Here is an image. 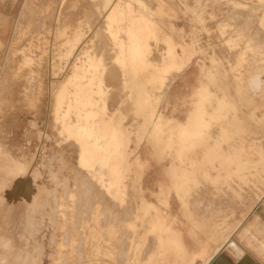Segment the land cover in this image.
I'll return each mask as SVG.
<instances>
[{
  "label": "rangeland",
  "instance_id": "obj_1",
  "mask_svg": "<svg viewBox=\"0 0 264 264\" xmlns=\"http://www.w3.org/2000/svg\"><path fill=\"white\" fill-rule=\"evenodd\" d=\"M60 1L65 4L62 5ZM103 1L104 0H0V126H3L4 133L6 132L5 134L9 138L10 145L15 148L14 150L26 154L30 159L32 158L31 164L33 166L30 167V170L35 175V183L44 186L47 190L52 192L56 189L55 193H52L58 204L57 210H55L58 215L56 218L64 223L65 226L63 231L58 233L56 238H52L50 224L47 222L44 223L42 231L44 235H46V238H44L41 243V254L36 255V259L32 264H175L172 252L164 256L158 253L159 239L157 233L150 231L148 223L146 222L147 219H151L152 216L154 217L155 211L151 209L148 212V216L144 217V211L141 209L140 197H144L148 203L157 207L159 213H168L169 218L174 220L173 226L184 230L183 238L189 248H194L196 245V241L187 234V230L191 227V221L196 224L194 232L198 238L205 239L207 236H216V238H220V233H222V231L226 230L227 232L231 226L241 221L245 215L249 218L253 213L257 212L252 219L250 229H243L242 233L246 241L248 239L250 240V246L258 251L261 249V252L264 254V186H262L261 191H257L241 184L242 190L240 189L239 191L241 195L240 200L235 198L229 190L226 192L222 191L226 188L224 179L222 178L225 177L226 171H229L232 177L229 181H233V185L238 183V178L233 174L235 170L234 164L220 166L219 174L221 177H216L215 171L212 172V179L199 177L198 186L186 197L187 207L181 205L182 203L176 198L173 191L164 194L159 193L161 190H165L166 186L172 184L173 175L168 172V169L172 163L176 164L177 161L172 153H164L157 156L149 145L148 135L144 132L145 127L139 109L132 100L130 85L127 81V84L124 82L127 78L123 77L122 73L121 79L116 81L117 78L120 77V72H123V69H121L119 63L115 60V57L119 55V49L110 36V33L117 32L113 31L115 30L114 27H119L127 21V23H131V19L135 20L144 12H147L145 14L152 17V19L159 24V38L149 40L151 49L150 56L153 58L155 57L154 59L156 60L149 56L150 61L153 59L152 63H149L148 67L144 70L138 69L140 75L153 72L160 64L168 48V45L163 41L165 36L170 37L175 43H180L184 46L192 45L193 53L184 69L180 72L170 73L165 80L164 87L155 93V95L159 97L158 110L165 117H172L182 122L189 108L192 92L199 86L200 82L206 81L205 75L211 70L209 59L214 57L220 62L219 74L224 70L227 72L229 65H236L235 57L237 53L244 48V45L241 44L234 49H229L224 45L223 38L235 35L240 31L245 33L247 28V34H243L242 32L239 34H243L244 42L250 40L253 45L251 44V50L247 52L245 61L240 64L241 83L245 91V97L251 98V100L257 104L264 102V91L257 96H252L247 89L246 83L248 78L255 74H259L264 78V26H259V22L257 21L264 11V5H260L257 0H165L175 10V17L168 19L167 16L162 14L165 10H158L160 7L158 6L157 0H119L120 2H124L128 8L123 11L117 8L116 13L114 12L112 14L113 16L110 15V12L102 8ZM114 1L117 3L118 0ZM239 1L247 7L240 10L235 9L232 4ZM145 3H147L148 9ZM139 6L142 11L137 9ZM59 7H61L60 10ZM70 10L72 11L70 12ZM116 15L118 17H116ZM199 18L201 21L198 20ZM245 21L249 22H246L248 24H246L247 26L245 25ZM224 22H229V24L232 23V25L230 24L232 28H228L227 31H230L225 33V36L222 37L218 25ZM250 23L251 25H249ZM135 24H137L136 20ZM215 24L218 25L216 26ZM237 25L239 26L238 30H236ZM75 29L78 30L79 34L74 32L76 31ZM118 32V39H122L123 41L127 39L124 31L120 29ZM232 32L234 34H232ZM74 33L80 37L78 45L71 44ZM247 35L250 36L248 37ZM216 38L219 41L221 40L220 43H218L219 41ZM107 40L110 41L109 45ZM215 40L218 42L215 43ZM101 43H103L102 47L100 46ZM109 46H111V48ZM116 48L118 49V54L112 52V50L116 51ZM219 48H221L222 51L219 50ZM66 50H72V53H76L77 55L78 52L82 50H90V52L93 50L97 55L98 50L99 55L105 58L107 62H109L110 59L112 61L109 62L110 64L108 63L109 65H103V72H105L107 67L110 68L109 70L108 68L106 69L109 73L106 71L105 74L106 76L109 75L111 78L106 80L109 76L105 77V74L102 72L105 77L103 78L102 76V79L107 81L105 82V86L108 84V87H106L107 91L103 97V102L100 103V107L103 106L104 110L97 114L95 121L99 125L105 122L108 124L109 130H111V127L113 130H116V132L119 133L122 145L126 147L127 150L131 149L134 151V155H130V160L133 161L135 157L138 158V164H132L131 170L128 171V173H124V182H122L120 190L122 193L119 197L112 196L114 191L107 192L103 186L105 185L104 181L94 175L99 172L98 170L110 174L108 169L96 167V169H94L95 171L92 170L93 172L89 173L86 168H83L79 164L78 152L75 146L72 145L69 148L70 141L74 144V140L66 139L64 134L59 133L56 128L52 126V112L49 111L52 97L49 95L50 90L48 86L49 83L55 84L59 82L67 73L66 69L58 73V69L61 65H63V67L67 65L65 63H60L58 65L60 53ZM76 50L77 52H75ZM100 50L104 51L100 53ZM175 50L181 54L179 45L175 46ZM103 52L107 53L103 54ZM93 53L94 52H92V54ZM228 53L230 54L228 55ZM199 56L201 58H199ZM103 58L102 62L105 60H103ZM227 58H230L229 61H227ZM107 62L105 63L104 61L105 64H107ZM200 66H203V71L201 72L199 71ZM114 71L115 73H112ZM125 73L128 74L130 72L126 70ZM124 78L125 80H123ZM220 79L223 81L221 85L223 87L225 85L224 88H227V90L225 89L227 91L225 93L234 95L232 86L234 85L233 76L229 74V80L228 77H221ZM224 80L226 81L224 82ZM114 82L120 87L118 91L122 88L121 94L122 91L126 94V96L124 95L127 98L126 100L125 97H121L122 95L120 96V91L116 92L117 87L114 88ZM113 88L114 90H111ZM210 88L214 89L213 86ZM109 89L113 92L111 93L108 91ZM115 94H118L120 97ZM163 94L165 96H163ZM111 98L115 99L117 103L115 104L114 101L111 102ZM118 98H120V101H118ZM122 100L124 101L122 102ZM127 102L129 106L126 104ZM109 103L115 104L114 107ZM108 106L109 108L113 107L111 111L108 109ZM121 108H124V112ZM257 114H260V112L258 111ZM35 115H38V117ZM129 115L131 119L128 117ZM125 119L126 121L130 119L129 123L131 122V124L127 125L128 122L125 123ZM132 119H134V121ZM252 124L251 122V126H249L250 130L259 133L264 131L263 128ZM211 132L212 134L218 132L217 127H213ZM137 134L142 139L138 138ZM224 148L226 149V145ZM197 151L202 152L199 147ZM60 153L63 154L59 159L58 154ZM216 165H218V162H216ZM75 174H81V178L85 176L84 180L82 179L81 183H79L81 179H79V177L81 175ZM73 177H75L74 179L76 180H74L75 185L73 183ZM107 178L111 177L107 176ZM77 180L82 188L80 186L77 188ZM87 180L90 181V184ZM92 182H95V184H91ZM64 188L66 189L63 190ZM88 189H90L89 195ZM83 191H85V193ZM126 191L128 196H126ZM63 194L65 195L64 199L62 196ZM102 194L104 195L102 196ZM200 195L202 196L200 197ZM158 196H166L167 207L159 201ZM260 196L262 198L259 199ZM52 197L53 196H50V200L54 199V197ZM75 197L78 198V200ZM102 197L103 200L99 201ZM232 197H234L235 200ZM80 198H83V201L81 200L79 202ZM243 198L244 202H242ZM85 199L87 200L84 203ZM90 201L92 203L89 204ZM125 201H128L127 206H125ZM193 201L195 202L193 203ZM87 202L89 205L88 207L91 206V210L85 207L87 206ZM131 203L133 211L130 209L131 207L129 208L128 206L129 204L131 206ZM112 205L114 208L111 207ZM121 205L125 208L124 211L126 210L128 215L127 218L129 217L126 223L122 221L124 220L122 217L126 220V213L125 217L121 216L123 214ZM76 206L80 207L77 209ZM68 209L69 211L66 212ZM127 209H129V211H127ZM64 211L66 212V217L64 216ZM110 212L111 215L113 214L112 216L109 215ZM86 214H89L90 217L88 223L83 222L82 219ZM104 215H106V219ZM118 216L121 217V220ZM233 216L237 219H234ZM111 217L113 218L111 219ZM189 218L191 220H189ZM108 220H110V222ZM226 221L230 222L226 224ZM102 223L105 224H103L104 227L102 225L104 229L100 226ZM78 224L77 239L81 237V240H77V242H80H78L77 245L80 246V248L82 246L81 249L76 243L75 246L71 248L67 242L69 238L67 236H70V232L74 230L73 226ZM68 227L69 233L66 235L65 232H67ZM121 232L128 233L127 235H123ZM233 232L234 231H231L226 235L227 241H230L231 236H229V234ZM39 233L37 234L38 236H40ZM118 234L119 236L121 234V236L116 239ZM128 234H130V237H128ZM123 236L125 240L121 243V240L124 238ZM148 237H150L149 244L147 243L149 240ZM119 242L120 245H124L126 242V245L121 247ZM146 245L147 247H145ZM211 246L215 248L214 243H212ZM123 247L128 249L125 250ZM232 247L237 257L249 255L253 259H261L254 255L252 251H250V254L247 253V247L244 245L242 246V244L237 241H234ZM146 248L147 251L150 249L148 253L145 250ZM118 250H120V252ZM75 251L77 253L78 251L82 253H78V255L81 256L80 260ZM145 251V255H140ZM124 253L125 259H123ZM116 255L120 258L117 257L119 260L116 259ZM221 255L227 258L224 252H222ZM140 256L145 257L140 259ZM230 261L234 264V261ZM246 262L247 264H255L251 259H247ZM195 264L203 263L200 260H196Z\"/></svg>",
  "mask_w": 264,
  "mask_h": 264
},
{
  "label": "bare ground",
  "instance_id": "obj_2",
  "mask_svg": "<svg viewBox=\"0 0 264 264\" xmlns=\"http://www.w3.org/2000/svg\"><path fill=\"white\" fill-rule=\"evenodd\" d=\"M257 2L260 5H264V0H257ZM60 3L62 5L65 4L62 3V1H60ZM157 3L158 6L160 7L158 8V10L159 11L161 9L165 10L164 12H162V14L167 16L168 19L169 18L171 19V17L172 18L175 17V10L165 0H157ZM145 4L148 9L147 3ZM232 5L235 9L238 10L247 7L245 6V4L240 3V1L234 2ZM60 8L61 7H59V10ZM102 8L110 12V15L113 16L112 14L114 12L116 13L117 8L118 10L120 9L123 11L126 8H128V6L125 5L124 2H120L119 0L117 1V3H115L114 0H104L102 4ZM137 9L142 11L140 6L137 7ZM71 11L72 10H70V12ZM145 13L147 12H144L141 16L139 15L135 19L137 24H135L134 19H131V23H127L128 22L127 21L125 22L127 24L124 23L125 25L121 24L120 26L118 25L119 27H114L115 30L113 31H117V32L116 33L112 32L110 33L111 35L110 34L109 35L113 39L114 44H116L119 49V55L115 57V60H117L121 69H123V72L119 71L120 77H118L116 81H119L121 79L122 73H123V77L127 78V80H125V78L123 80H125L124 81L125 84H127L128 82L130 85L132 100L133 103L139 109V113L140 116L142 117L143 120L142 122L145 127L144 132L146 133V135H148L147 137H148L149 145L151 146L152 150L157 154V156H160L164 153L166 154L172 153L177 161L176 164L172 163L168 169V172H170L173 175L172 184L170 186H166L165 190H161V192L159 193L164 194L173 191L175 193L176 198L182 203L181 205L183 207H187L186 197L191 192H193V189L195 187L198 186V182H199L198 178L202 177L205 179H212L213 171L216 172V177H221V175L219 174V167L220 166L222 167L223 165L228 166L230 164L235 165V170L233 174H235V176L238 178V183L236 184L237 188L236 185L232 184L233 181L232 182L229 181V179H231L232 177L230 172L226 171L225 177H222L224 179V184L226 188H224L222 191L226 192L227 190H229L232 193V195L239 200L241 199V195L239 191L240 189L242 190L241 188L242 185H246L251 189L261 191L262 186H264V131L262 133H259L257 131L250 130L249 126H251V122H252L253 123L252 125L255 126L257 125L264 129V102L257 104L253 102L251 98L249 99L248 97H245V91L241 83V71L239 70L240 64H242V62H244L246 59L247 52L251 50V44H252L251 41L248 40L244 42L243 40V34L246 33L248 28L247 30L245 28L246 30V31L244 30L245 33L240 31L243 34L242 33L239 34L240 33L239 32L236 33L235 35H231L225 38L224 37L225 33H228V31H230V30L227 31V29L232 28L231 26L232 23H230L231 25L229 24V22L228 23L224 22L223 24L220 25H218L219 23L217 24L219 26L220 35L224 37L223 38L224 45H226L229 49H234L235 47L243 44L244 48L241 49V51H239L238 53L236 51L237 53L235 57L236 65L234 66L229 65V69L227 70V72L226 70H224L219 74L220 62L214 57H211L209 59L211 63L210 66L211 70L207 75H205L206 81L200 82L199 86L192 92L189 101V108L187 109L185 119L182 122H179L178 120H175L172 117H165L158 110L159 97H157L155 93L159 91L162 87H164L163 85L165 83V80L170 73L180 72L184 69L188 61H190V57L193 53V47L192 45L184 46L180 43L179 44L175 43L171 40L170 37L165 36L163 41L168 45V48L166 50V53L162 57L160 64L156 67V69L153 72L145 75L143 74L140 75L138 73V69L144 70L145 68L148 67L149 63H152V60L155 58L150 56L151 49H150L149 40L158 39L159 30H160L159 24L155 22L154 19H152V17L146 15ZM116 17L118 16L116 15ZM198 20L201 21L200 18ZM247 21H245V25L249 23ZM257 21L259 22V26L261 25L264 26V11L262 12L261 16L259 17V20ZM249 25H251V23ZM238 27L239 26L237 25L236 30H238ZM120 29L121 31L125 32V36L127 37V39L124 41L122 39H118L117 34L119 33L118 31ZM75 30L76 31L74 32L79 34L78 30L77 29ZM233 32L232 34H234ZM76 33H74L72 36V41H71L72 45L79 44L80 37ZM220 41L218 43H220ZM109 42L110 41H108V45L110 44ZM217 42L215 40V43ZM102 44L103 43H101L100 45L101 47ZM176 45L180 46L181 54L176 52L175 50ZM109 47L111 48V46ZM118 49L116 48V51L112 50V52L118 54L117 53ZM85 50L78 52V55L76 53H72V50L62 51L58 57L59 60L58 65L60 63L67 64L64 67L63 65H61V67L58 69V73L61 70L63 72V69H66L67 73L61 78V80H59V82H56L55 84L49 83L48 86L50 90V91L48 90L49 95H51L52 97L51 107L49 106V111L52 112V119H53L52 126L56 128V130L59 133L64 134L66 139L74 140V144H72L71 141H70V145L68 144L69 148L72 145L75 146L78 152L79 164L83 168H86V170L89 173H92L93 172L92 170L96 169V167L102 169L103 168L108 169L110 174L100 172V170H98L99 172L94 175L104 181L105 185L103 186L107 192L114 191V194H112V196L119 197L120 194L122 193L120 192V190H121L122 182H124L123 180L125 177L124 173L126 172L128 173V171L131 170L132 164H138V158L135 157L133 161L130 160V155H132L134 151L131 149L127 150L126 147L122 145L119 138V133H117L116 130H113L112 127L111 130H109L108 124L105 122L99 125L95 121L97 114H99L100 111L104 110L103 106L100 107V103L103 102V97L107 91L106 87H108V84L105 86V82L107 81H104L102 79V76L103 78L108 77L109 75L106 76L105 73L106 71L107 73H109L108 70L110 68L107 67L108 70H106L107 69L106 68L105 72H103V67H104L103 65L105 66L109 65L111 59L109 58L110 60L109 62H107L105 58L101 57V55H99L98 53L99 49L97 50V55L95 54L96 52L93 50H92V52H94L93 54L92 52H90V50L89 51L88 50L85 51ZM219 50H221V48H219ZM101 51L104 50H100L99 52L101 53ZM75 52H77V50ZM107 52H103V54ZM230 53H228V55ZM149 56L153 58L151 61ZM102 58L103 60L105 59L104 61L105 63L107 62V64H105L104 61L102 62ZM199 58L201 57L199 56ZM229 59L227 61H229ZM199 69L200 72L203 71V66H200ZM126 70H128L130 73L126 74L125 73ZM102 72L105 74V77L104 74H102ZM112 73H115V71ZM229 74L234 78V81L232 80L234 82V85L231 84L233 86L234 95L225 93L227 92L226 91L227 88H224L225 85L224 87L221 85V82L223 81H221L222 79L220 78L228 77L229 80ZM110 78L111 77L109 76L108 78H106V80ZM225 81L226 80H224V82ZM114 85H113L114 88L117 87L116 88L117 91L116 89L115 91L116 92L120 91V96L122 95L121 97H125L126 94L123 91L121 94L122 88L119 89L118 91V88L120 87H118L115 84V82ZM211 86H213L214 89H211L210 88ZM114 88L111 90H114ZM111 90L109 89L108 91L112 93L113 91ZM115 95L119 96L118 94ZM163 96L165 95L163 94ZM126 99L127 98L125 97V100ZM112 101H114L115 104L117 103L115 99L111 98V102ZM118 101H120V98H118ZM123 101L124 100H122V102ZM126 104L128 105V102ZM112 105L113 103L111 104V106ZM112 108H109L108 106V109H110V111L112 110ZM121 109H123L124 112V108ZM258 111L260 112V114H257ZM36 117H38V115ZM128 117H130L131 119L130 115ZM130 119H128V121H126L125 119V123L128 122L127 125L131 124V122L129 123ZM132 120L134 121V119ZM215 126L217 127L218 132L212 134L211 129ZM5 133L3 126H0V264H32L33 261H35L36 259V255L41 254L42 251L41 243L42 240L46 238V235H44L42 231L44 223L47 222L50 224V232H52L51 235L52 238H56L58 233L62 232L65 226L64 223H62L60 220H58V218H56L58 217V215L56 214L55 210H57L56 208L58 204L53 195L56 189L53 190L52 192L47 190L44 186H40L35 183V179H36L35 175L30 170V167L33 166L31 164L32 158L30 159L26 154L19 153L17 150H14L15 148L12 145H10L9 138L6 136ZM137 136L138 138H141L138 134ZM225 145H226V149L224 148ZM198 147L201 148L202 152L197 151ZM62 154L61 153L58 154L59 159L61 158ZM216 162H218V165H216ZM75 175H81V174H75ZM107 176H110L111 178H107ZM81 177L82 175L79 177V179ZM84 177L80 179L79 183H81L82 179L84 180ZM74 178L75 177H73V183L75 185L76 180ZM79 183L77 188H79V186L81 187ZM91 184H95V182L94 183L92 182ZM65 189L66 188H64L63 190ZM89 190L90 189H88V192ZM83 192L85 193V191ZM89 194L90 192L88 193V195ZM103 195L104 194H102V196ZM50 196H53L54 199L50 200ZM62 196L64 199L65 195L63 194ZM126 196H128V194ZM201 196L202 195H200V197ZM234 197L232 198L234 199ZM140 198H141V209L144 211V217L148 216V212L151 209L155 211L154 217L152 216L151 219H147L146 222L148 223L149 230L157 233L159 239L158 253L164 256L165 254L172 252L174 256L173 259H175L174 261L175 264H195L196 260H200L203 264H210V263L233 264L231 263L230 260L234 261V264H247L246 262L247 259H245L246 256L237 257L236 253H234V248L232 247L234 245V241H237L238 243L242 244V246L243 245L246 246L247 253L250 254V251H252L254 255L261 258V259H251L254 261L255 264H264V254L261 252V249L260 251H258L254 247L250 246V240L248 239L246 241L242 233L243 229H250L252 219L255 217V214L257 212L253 213V215L249 218L248 216L245 215L241 221H238L233 226L230 225L231 226L230 228L228 226L229 230L227 232L226 230L222 231V233H220L221 234L220 238L219 237L216 238V236L214 237L207 236L205 239L198 238L194 232V227L196 226V224L191 221V227L187 230V234L193 240L196 241V245L194 248H189L186 245L183 238L184 230L181 228H175L173 226L174 220L169 218L168 213L167 212L159 213L157 211V207H155L151 203H148L144 199V197H140ZM260 198L262 197L260 196L259 199ZM76 199L78 200V198ZM82 199L83 198H80L79 202ZM158 199L160 202L164 204V206L167 207L166 196L165 197L158 196ZM86 200L87 199H85L84 203L86 202ZM102 200L103 197L101 200L99 199V201ZM243 200L244 198L242 199V202H244ZM91 201L89 202V204L92 203ZM79 202L77 201L78 204ZM127 202L125 201V206H127L128 204ZM194 202L195 201H193V203ZM86 204L87 206L85 205L84 206L87 208L89 206L88 202ZM128 206L129 208L131 207L130 209L133 211L132 203L131 206L130 204ZM79 207H77V209ZM111 207H113V205ZM88 208L90 209L91 206ZM122 208L123 206L121 207V209ZM263 208H264V204H263ZM124 209L125 208H123V214L121 215L120 212L119 214L125 217L126 210L124 211ZM68 211L69 209L66 212ZM127 211H129V209H127ZM66 212L64 213L65 217H66ZM106 215H104L105 219H106ZM109 215H111V212ZM127 216L128 215L126 213V220L125 218L122 217V219H124L122 221H125V223L129 218V217L127 218ZM112 218L113 217H111V219ZM119 218L121 220V217ZM82 219L83 222L88 223V221L90 220L89 214L84 215ZM189 220L191 219L189 218ZM108 221L110 222V220ZM227 222L230 221H226V224ZM103 224L104 223H102L100 226L102 227ZM78 227L79 224L73 226L74 230L70 232V236H67L69 238L68 240L67 239L66 240L68 242V245L71 246V248L75 246V243L77 245V243L79 242V241L77 242V240L79 239V237L77 239ZM226 229H227V225H226ZM68 231H69V227L67 228V232H65L66 235L67 233H69ZM231 231L234 232L232 234H229L231 238L230 241L228 240L229 241L228 242L226 240V235ZM38 233L40 236L37 235ZM121 233L123 235H127V233L125 232L124 233L121 232ZM120 236L118 234V237L116 239H118ZM128 237H130V234H128ZM149 238L150 237H148V239ZM79 240H81V237ZM122 240L121 243L124 242L125 237ZM149 242L150 239L148 240L147 243L149 244ZM125 243L124 245H120L119 242V245L122 247L126 245ZM212 243H214L215 248L211 246ZM78 247L80 248V246ZM145 247H147V245ZM145 250L147 251V248ZM149 250L150 249H148L147 253L149 252ZM76 251L75 253H77ZM118 251L120 252V250ZM146 251L140 255H143L144 253L146 254ZM81 252L79 253L78 251L79 254H82ZM222 252L225 253V256L228 259L221 255ZM78 253L77 256L79 257L80 260L81 256H79ZM125 253H124V258L122 257L123 259H125ZM118 256L120 257L119 253ZM118 256L116 255V259L119 258ZM144 257L145 256H142L140 259ZM121 262L123 263L122 259Z\"/></svg>",
  "mask_w": 264,
  "mask_h": 264
},
{
  "label": "clouds",
  "instance_id": "obj_3",
  "mask_svg": "<svg viewBox=\"0 0 264 264\" xmlns=\"http://www.w3.org/2000/svg\"><path fill=\"white\" fill-rule=\"evenodd\" d=\"M247 89L253 95H258L264 91V78L256 74L249 77L247 81Z\"/></svg>",
  "mask_w": 264,
  "mask_h": 264
},
{
  "label": "crops",
  "instance_id": "obj_4",
  "mask_svg": "<svg viewBox=\"0 0 264 264\" xmlns=\"http://www.w3.org/2000/svg\"><path fill=\"white\" fill-rule=\"evenodd\" d=\"M245 259H253V258L247 255Z\"/></svg>",
  "mask_w": 264,
  "mask_h": 264
}]
</instances>
